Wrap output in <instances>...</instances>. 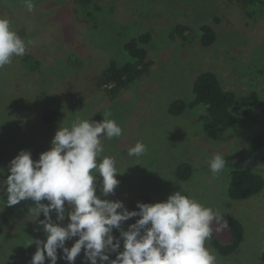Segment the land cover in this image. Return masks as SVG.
I'll return each instance as SVG.
<instances>
[{
	"label": "rangeland",
	"instance_id": "374dc122",
	"mask_svg": "<svg viewBox=\"0 0 264 264\" xmlns=\"http://www.w3.org/2000/svg\"><path fill=\"white\" fill-rule=\"evenodd\" d=\"M235 1L90 0L82 7L78 0H33L34 8L29 12L24 0H0V19L10 21V28L25 42L31 56L26 62L24 55L14 56L10 64L0 68V169L4 170L0 181L6 179L9 162L21 150L37 160L49 150L59 127H70L78 120L101 122L103 114L110 112L109 119L121 127L122 135L101 137L104 150L97 162L113 157L119 184L114 193L104 196L100 191L102 177L94 172L99 198L119 200L123 205L131 202L128 210L139 211L138 194L144 193L154 198L151 203H157L180 191L219 215L236 217L243 225V240L228 256H220L205 241L216 264H264V190L244 200L227 195L231 170L247 168L264 176V145L257 153L250 149L256 137H264V0H245L251 11L248 15ZM177 23L185 24L187 33L197 35L202 24H211L216 39L204 47L193 36L182 45L177 38L170 39ZM144 31L150 33L145 48L153 59V70L111 100L97 89L96 74L111 59L122 63L126 58L122 46ZM205 70H214L224 88L240 94L256 92L262 101L250 116H240L219 140L208 138L197 123L201 105L178 115L168 112L175 99L192 98L191 83ZM75 94L85 99L69 110L67 104ZM50 110L63 115L47 122L42 114ZM137 142L146 145V152L129 156V149ZM217 154L224 157L226 167L213 174L209 162ZM180 163L193 166L186 181L175 176ZM4 187L0 185V264H31L37 250L32 240H46L38 223L43 219H34L31 199L7 206ZM64 207L63 221H56L55 212L50 213L61 226L67 225L71 211L67 202ZM135 219L123 222L122 229L127 230ZM222 225L214 221L212 230L221 243H228L230 232ZM112 234L119 237L115 229ZM76 239L68 240L67 247ZM27 245L35 248L27 251ZM57 255V264H68ZM109 256L115 259L116 253ZM44 264H49L47 257ZM74 264H84L83 250Z\"/></svg>",
	"mask_w": 264,
	"mask_h": 264
},
{
	"label": "clouds",
	"instance_id": "9594fccd",
	"mask_svg": "<svg viewBox=\"0 0 264 264\" xmlns=\"http://www.w3.org/2000/svg\"><path fill=\"white\" fill-rule=\"evenodd\" d=\"M24 2L31 12L33 0ZM184 27L188 29L185 24ZM25 52V42L10 28V21L0 19V68ZM114 85V82H107L97 89L107 94L105 89ZM118 93L109 98L116 99ZM110 116V112H105L101 122L78 120L70 127H59L49 150L42 152L37 160L32 159L30 152L21 150L9 162L8 175L0 181V185L6 186L3 190L7 206L31 199L35 203L31 208L34 219L40 213L44 216L38 223L46 233V240H32L37 250L31 264H44L46 257L49 264H57L58 249L62 252L60 258L68 264H74L82 250L84 264H216V257L206 248L205 241L212 237L213 222H219L220 216L226 215H219L180 191L162 202L138 203L139 211H129L121 201L101 199L95 194L97 175L94 172L102 177L100 191L104 196L114 193L119 184L115 178L118 174L115 159L104 157L97 162L104 150L101 137L112 139L122 135L121 127L109 119ZM145 152L146 145L137 142L128 154L139 157ZM209 167L213 174H219L225 169L226 161L217 154L209 162ZM3 171L0 169V175ZM44 200L48 203H41ZM65 202L71 211L67 213V225L61 226L52 220L50 213L55 212L56 221H63ZM132 217L139 219L123 230V222ZM226 227L225 221L221 228ZM114 229L119 231V237L112 234ZM73 237L78 239L70 248L66 247V241ZM109 253H116L115 259H110Z\"/></svg>",
	"mask_w": 264,
	"mask_h": 264
},
{
	"label": "trees",
	"instance_id": "16d2710c",
	"mask_svg": "<svg viewBox=\"0 0 264 264\" xmlns=\"http://www.w3.org/2000/svg\"><path fill=\"white\" fill-rule=\"evenodd\" d=\"M78 2L83 7L89 4L90 0H78ZM235 2H237L238 6L242 9H246L247 15L250 14V8H247L248 1L236 0ZM81 14L84 17L83 12ZM185 30L184 24H176L171 32L173 39L177 38L182 45H185L187 41L195 37L194 41L201 46L207 47L213 44L216 39V33L211 24H202L198 35L193 32L184 34ZM181 35L185 37H181ZM149 41L150 33L147 31H144L137 37L131 38L130 41L122 46V49L126 53L125 60L119 63L116 59H111L107 66L96 75L97 86L99 87L107 82L115 83L113 87L105 89L110 98H114L121 88L127 86L134 80L141 79L149 73L151 74L153 70V59L148 57L147 54L149 51L145 48ZM66 48L71 49L68 47ZM24 56L26 58L25 60L22 56L24 62L31 59V56L27 54V52H25ZM191 92L193 97L190 100L175 99L169 104L168 111L172 115H178L183 113L187 108H194L201 105L203 110L197 116V123L200 124L202 132L212 140L221 139V137L236 124L240 116H250L254 108L259 107L261 104L258 93L251 92L248 94H240L233 90L225 89L220 84L215 73L208 70L202 71L195 76L191 83ZM82 99V97L77 98L75 94L71 104H69V109L76 107ZM60 116V112L53 110L42 114L44 120L48 122L54 121ZM27 136L28 135L25 137ZM262 145H264V137L258 136L253 140L250 149L252 152L257 153L261 150ZM192 169L193 166L191 164L180 163L175 169L177 180H188ZM229 176L230 182L227 195L232 199L244 200L264 190V176L256 171L240 167L231 170ZM153 199L154 198L151 199L144 193L136 196V201L140 203L152 204L151 201H153ZM129 204L131 205L132 203L130 202ZM129 204L124 205V207L128 209ZM15 210H18V208ZM24 210L25 208H22L21 211L24 213ZM38 217L44 219L43 214H40ZM220 217L221 219L219 222L223 224L225 221L227 222V227L230 232V241L228 243H221L214 233L208 241L220 256H228L234 253L239 247L243 240L244 228L242 223L234 216ZM136 220L137 217L134 222ZM65 246H68L67 241ZM22 248L25 249V247ZM34 248L35 246L33 245L26 246L27 251L33 250ZM57 254L62 255L61 250L58 249ZM18 262H20V260Z\"/></svg>",
	"mask_w": 264,
	"mask_h": 264
}]
</instances>
